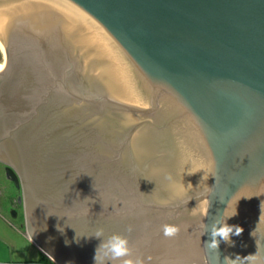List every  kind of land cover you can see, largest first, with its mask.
Listing matches in <instances>:
<instances>
[{
  "label": "water",
  "instance_id": "95a60500",
  "mask_svg": "<svg viewBox=\"0 0 264 264\" xmlns=\"http://www.w3.org/2000/svg\"><path fill=\"white\" fill-rule=\"evenodd\" d=\"M0 39V159L59 264L97 229L145 264L264 254V0H0Z\"/></svg>",
  "mask_w": 264,
  "mask_h": 264
},
{
  "label": "clouds",
  "instance_id": "9594fccd",
  "mask_svg": "<svg viewBox=\"0 0 264 264\" xmlns=\"http://www.w3.org/2000/svg\"><path fill=\"white\" fill-rule=\"evenodd\" d=\"M3 70L4 65L0 64V72ZM191 173L192 172H190V174ZM168 178L171 179V177ZM261 208L264 210V203H262ZM205 214L209 215L207 210L205 211ZM236 214L237 213L235 211L232 216ZM131 230V228L128 229L129 232ZM206 230L210 232V241L206 246L208 249L217 254V260H219L220 241L223 240L224 242L228 243L229 246H234L235 242L232 240V237L240 236L244 231L243 227L239 225H228L226 222H223L220 219L216 220L211 225L210 229L208 227ZM180 231L181 228L178 225L165 224L163 226V234L167 238H175L180 233ZM84 236H87L88 238L95 237L101 240V243L95 250V255L93 257L94 264H116L117 261H119L120 264H145V261L142 258H132L133 249L127 236L112 234L111 236L105 238L103 229H97L92 235ZM80 237L82 236H79L77 233V243H79ZM225 260L226 264H264V254L261 253L260 247L256 243V251L254 253H250L243 258L239 255H236L235 259L226 257Z\"/></svg>",
  "mask_w": 264,
  "mask_h": 264
},
{
  "label": "crops",
  "instance_id": "0c3cea01",
  "mask_svg": "<svg viewBox=\"0 0 264 264\" xmlns=\"http://www.w3.org/2000/svg\"><path fill=\"white\" fill-rule=\"evenodd\" d=\"M6 162L0 159V167ZM0 168V263L9 264H51L44 262V258L49 255L43 250L28 234L26 204L22 203L24 207L23 216L18 225H14L11 220H8L3 214L2 190H6L4 172ZM19 189V188H18ZM20 194V189H19ZM20 196H22L20 194ZM17 235V237L15 236ZM26 240L27 245L22 243Z\"/></svg>",
  "mask_w": 264,
  "mask_h": 264
},
{
  "label": "rangeland",
  "instance_id": "374dc122",
  "mask_svg": "<svg viewBox=\"0 0 264 264\" xmlns=\"http://www.w3.org/2000/svg\"><path fill=\"white\" fill-rule=\"evenodd\" d=\"M7 59L6 55L2 52L0 49V63L5 61ZM6 165H3V169L1 170L5 173V183L7 184L5 187L6 190H2L3 192L1 195L3 196L2 202H3V208L2 210L4 211L3 214L6 215L8 220H11V222L14 225H18L20 223V220L23 216L24 212V207L22 204L19 203V198L21 197L20 194L23 196V191L20 189V194H19V189L17 188L16 184L10 180H8L6 176ZM24 203V201H23ZM26 208V207H25ZM27 217V213H26ZM26 229L28 230V222ZM28 234L29 230H28ZM17 237V235H15ZM31 236V235H30ZM26 240H22V243L27 245ZM28 248V245H27ZM48 254V253H47ZM49 255V254H48ZM52 264H59L55 259H53L50 255L47 257Z\"/></svg>",
  "mask_w": 264,
  "mask_h": 264
},
{
  "label": "flooded vegetation",
  "instance_id": "af4514ba",
  "mask_svg": "<svg viewBox=\"0 0 264 264\" xmlns=\"http://www.w3.org/2000/svg\"><path fill=\"white\" fill-rule=\"evenodd\" d=\"M11 67V58L7 60V69L10 70Z\"/></svg>",
  "mask_w": 264,
  "mask_h": 264
},
{
  "label": "bare ground",
  "instance_id": "6f19581e",
  "mask_svg": "<svg viewBox=\"0 0 264 264\" xmlns=\"http://www.w3.org/2000/svg\"><path fill=\"white\" fill-rule=\"evenodd\" d=\"M0 49L2 50V52L4 53L3 51V44H2V40L0 39ZM5 54V53H4ZM6 55V54H5Z\"/></svg>",
  "mask_w": 264,
  "mask_h": 264
},
{
  "label": "trees",
  "instance_id": "16d2710c",
  "mask_svg": "<svg viewBox=\"0 0 264 264\" xmlns=\"http://www.w3.org/2000/svg\"><path fill=\"white\" fill-rule=\"evenodd\" d=\"M44 262H46V263H47V262H48V263H51L50 260H49L47 257L44 258ZM51 264H52V263H51Z\"/></svg>",
  "mask_w": 264,
  "mask_h": 264
},
{
  "label": "built area",
  "instance_id": "2783aa9c",
  "mask_svg": "<svg viewBox=\"0 0 264 264\" xmlns=\"http://www.w3.org/2000/svg\"><path fill=\"white\" fill-rule=\"evenodd\" d=\"M0 264H9V263H0Z\"/></svg>",
  "mask_w": 264,
  "mask_h": 264
}]
</instances>
